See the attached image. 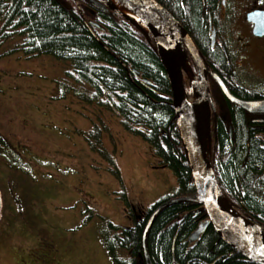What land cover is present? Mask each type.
<instances>
[{
  "label": "rangeland",
  "instance_id": "1",
  "mask_svg": "<svg viewBox=\"0 0 264 264\" xmlns=\"http://www.w3.org/2000/svg\"><path fill=\"white\" fill-rule=\"evenodd\" d=\"M14 42L0 45V137L8 143L0 166L15 162L10 152L18 146L21 170L12 189L0 178V242H20L11 264H115L100 241L102 229L108 221L127 227L122 207L148 208L175 192L172 172L156 168L144 141L126 133L116 116L61 94L68 64L48 55L27 59L11 50ZM94 126L111 158L88 146L84 133Z\"/></svg>",
  "mask_w": 264,
  "mask_h": 264
},
{
  "label": "trees",
  "instance_id": "2",
  "mask_svg": "<svg viewBox=\"0 0 264 264\" xmlns=\"http://www.w3.org/2000/svg\"><path fill=\"white\" fill-rule=\"evenodd\" d=\"M160 3L166 8L168 4L175 7L182 3L190 24L202 38L200 0ZM11 40L15 41L11 50L27 59L48 55L68 64L60 82L64 90L61 94L69 91L80 102L94 103L116 116L126 133L144 141L158 166L171 170L176 185L174 195L194 193L176 126L170 85L154 43L141 26L113 9H95L85 0H0V45ZM101 132V127L94 126L84 133L88 146L95 153L111 158L101 146ZM257 157L259 154L254 153L253 158ZM240 164L238 158L232 165H223L224 179L235 187L242 181L238 174ZM114 168L111 172L121 181L120 172L115 165ZM184 203L169 205L156 216L146 238L152 264H173L170 258L174 238L176 259L180 264L186 263L179 239L188 236L195 226L191 222L178 225L172 221ZM158 204L144 208L141 220L134 218L132 204L122 207L130 220L128 227L107 222L101 241L112 262L144 264L139 250L141 235ZM213 237L216 236L212 227L207 228L197 246L190 250L188 255L195 262L189 264L209 263L217 257L214 253L220 247L214 245ZM120 249L127 256L120 257L117 251ZM229 251L225 246L224 255ZM227 262L236 264L235 257Z\"/></svg>",
  "mask_w": 264,
  "mask_h": 264
},
{
  "label": "flooded vegetation",
  "instance_id": "3",
  "mask_svg": "<svg viewBox=\"0 0 264 264\" xmlns=\"http://www.w3.org/2000/svg\"><path fill=\"white\" fill-rule=\"evenodd\" d=\"M154 1L180 23L200 52L205 72L191 60L189 67L195 76L200 73L206 78V98L210 109L207 151L221 191L224 183L220 177L225 173L223 165H232L233 160L240 159L242 155V181L236 190L221 193L238 213L264 227V112H250L239 107L236 102H231L216 80H220L233 98L243 101L264 100V0H200L202 38L197 34V28L190 24L182 3L174 7L168 4L171 0H165L168 4L166 8L160 3L162 0ZM2 145L0 140V148H3ZM14 149L17 155H12L18 159L20 149ZM0 153L3 155V152ZM254 153L259 154V157L254 159ZM18 171V166L13 163L7 169L0 166V178L12 189L16 183L10 181L13 176H17ZM175 193L168 195L170 198L196 195V192L189 195ZM181 207L183 213L175 222L178 225L191 222V225L196 226L209 219L203 205L198 202L185 201ZM142 212L136 209L134 218L141 220ZM207 225V228L213 227L211 223ZM6 243L0 242V264L14 263L19 253L20 242ZM5 255L7 257L3 258ZM237 261V264H243L241 259Z\"/></svg>",
  "mask_w": 264,
  "mask_h": 264
},
{
  "label": "water",
  "instance_id": "4",
  "mask_svg": "<svg viewBox=\"0 0 264 264\" xmlns=\"http://www.w3.org/2000/svg\"><path fill=\"white\" fill-rule=\"evenodd\" d=\"M120 5L138 18L137 24L145 28L151 36L154 47L160 58L162 68L166 73L175 112L176 126L191 172L193 185L197 194L195 197H177L166 200L158 205L148 217L141 236L142 258L145 264H152L147 250V235L158 214L175 203L182 201L198 202L203 205L209 219L197 225L188 236L189 242H195L206 230L207 224H212L223 240L243 254L246 258L264 264V228L251 223L236 211L227 201L218 199L220 192L208 158L210 141V109L206 98V78L198 73L194 83V101L186 99L183 71L187 55L191 57L197 68L204 71L200 52L188 32L160 4L154 0H117ZM100 9H113L110 0H89ZM119 13V12H118ZM120 15L128 18L126 15ZM96 27H100L95 23ZM213 42V36H212ZM137 73L135 69L132 71ZM205 72V71H204ZM214 76V75H213ZM216 77V76H214ZM222 91L231 102H236L250 112H264V100L243 101L233 98L218 78ZM2 216V196L0 192V219ZM225 218L236 222L239 228L226 224Z\"/></svg>",
  "mask_w": 264,
  "mask_h": 264
},
{
  "label": "bare ground",
  "instance_id": "5",
  "mask_svg": "<svg viewBox=\"0 0 264 264\" xmlns=\"http://www.w3.org/2000/svg\"><path fill=\"white\" fill-rule=\"evenodd\" d=\"M110 2H111V4L113 5V7L114 8H116L117 10H118V12L119 13H122V14H126V15H129L130 17H131V19L134 21V20H137V17L136 16H134L133 14H131V12L130 11H128L124 6H122V5H120V3L117 1V0H110ZM185 72L187 73V75H190L189 77H191L192 79V82H194L195 81V77H193V74L190 72V69H189V67H188V64H186L185 66ZM174 115H175V112H174ZM182 146V145H181ZM183 149V148H182ZM183 152V151H182ZM183 155H184V152H183ZM185 157V156H184ZM240 159H242V155H241V157H240ZM239 159V160H240ZM185 161H186V158H185ZM241 161V160H240ZM186 164H187V161H186ZM210 165H211V163H210ZM187 166H188V164H187ZM189 168V167H188ZM211 168H212V166H211ZM240 170L238 171V174L239 173H241L240 171H242V162H241V164H240ZM216 182V181H215ZM222 182L224 183L223 185H222V191H221V188H220V186L218 185V183H217V185H218V187H219V190H220V192H218V194L216 195V197L218 198V199H221V200H224L225 202L227 201V203H228V200L226 199V197L224 196V194L223 193H221V192H223V191H227V190H231V189H237V187H238V183H237V185H236V187H235V185L232 183V184H228L227 182H226V180L224 179V175L222 176ZM228 185H230V186H228ZM258 186L256 185L255 186V188H257ZM230 204V203H229ZM182 210H178V212H177V214L176 215H174L175 217H174V219H172V221H177V217H179V215H182ZM225 221H226V224H228V225H230L231 227H233V228H237V230L238 229H240L239 228V225L236 223V222H233V221H231V220H229V219H227V218H225ZM201 222H204V221H201ZM201 222H199V224L201 223ZM252 223V222H251ZM198 224V225H199ZM255 224V223H254ZM256 225H258V224H256ZM258 226H260V227H262V228H264L263 226H261V225H258ZM196 227H197V225L194 227V229L188 234V236L196 229ZM212 230L214 231V233H215V238L213 237V242H214V245L216 246H218V247H220V249L217 251V253H214L215 255L217 254V257L215 258V259H213L211 262H209V263H206V262H202V263H200V264H230L229 262H227L228 261V259L229 258H231V257H235V263L236 262H238L237 261V259H241L242 260V263L243 264H247V262H251V263H254V264H261V263H257V262H254V261H252V260H250V259H248V258H246L243 254H241L240 252H238L236 249H234L232 246H229V244L227 245V243L225 242V240H223V238L220 236V235H218V233L216 232V230L214 229V227H212ZM188 236H186L185 237V240L184 241H182V240H180L179 239V243H180V245L181 246H183L182 248H183V251H184V253H185V258H186V263L185 264H189V263H194L195 261H194V259H192V258H190V256L188 255L189 254V252H190V250H193L196 246H197V244H198V241L200 240V237L195 241V242H189L188 241ZM174 241H175V238H174V240H173V242H172V246H171V260H172V262H173V264H180L179 263V261L176 259V256H175V251H174ZM225 246H227L228 248H229V253L225 256L224 255V251H225ZM142 248H141V246H140V252H142V250H141ZM150 257V256H149ZM220 258H223V260H224V258H225V261H222V259H220ZM237 258V259H236ZM151 259V258H150ZM149 259V260H150ZM152 262V261H151ZM237 264V263H236ZM240 264V263H239Z\"/></svg>",
  "mask_w": 264,
  "mask_h": 264
},
{
  "label": "crops",
  "instance_id": "6",
  "mask_svg": "<svg viewBox=\"0 0 264 264\" xmlns=\"http://www.w3.org/2000/svg\"><path fill=\"white\" fill-rule=\"evenodd\" d=\"M123 210V209H122ZM127 224H129V219L127 218ZM116 225H121V224H116Z\"/></svg>",
  "mask_w": 264,
  "mask_h": 264
}]
</instances>
